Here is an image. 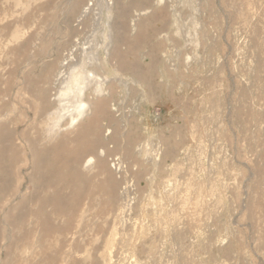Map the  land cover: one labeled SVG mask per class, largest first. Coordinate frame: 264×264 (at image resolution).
<instances>
[{"label":"rangeland","instance_id":"obj_1","mask_svg":"<svg viewBox=\"0 0 264 264\" xmlns=\"http://www.w3.org/2000/svg\"><path fill=\"white\" fill-rule=\"evenodd\" d=\"M74 2L0 0V264H264V0H98L125 84L52 165L28 140Z\"/></svg>","mask_w":264,"mask_h":264},{"label":"bare ground","instance_id":"obj_2","mask_svg":"<svg viewBox=\"0 0 264 264\" xmlns=\"http://www.w3.org/2000/svg\"><path fill=\"white\" fill-rule=\"evenodd\" d=\"M97 4L98 0H75L68 10L62 22L67 31L62 34L58 27L57 35L60 40L54 49L55 57L52 62L47 63V66L55 69L53 87L50 90L43 88L38 92L39 111L46 120V129L39 136L29 139L28 143L37 160L47 161L52 165L77 163L76 156L59 155L58 145L51 146L44 154L39 153L37 149L45 139L62 129L73 127L85 118L89 124L94 125L110 119L111 112L115 110V100L120 97L121 87L125 84L124 58L128 48L126 33L123 32L122 38L113 34L112 24L104 17L106 13V18H110L112 10L108 3L101 7L97 16L99 20L96 21L93 9ZM125 25L122 23V28ZM134 27L133 23L131 30ZM37 81L47 83L49 74H40ZM111 82L117 85V93L113 91ZM73 142L75 147L88 144V148L93 149L98 139L85 141L76 134ZM92 160L90 156L87 162ZM23 217L21 212L14 219L16 224H20Z\"/></svg>","mask_w":264,"mask_h":264},{"label":"built area","instance_id":"obj_3","mask_svg":"<svg viewBox=\"0 0 264 264\" xmlns=\"http://www.w3.org/2000/svg\"><path fill=\"white\" fill-rule=\"evenodd\" d=\"M112 164H118V159L117 158H110Z\"/></svg>","mask_w":264,"mask_h":264}]
</instances>
